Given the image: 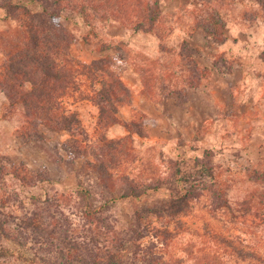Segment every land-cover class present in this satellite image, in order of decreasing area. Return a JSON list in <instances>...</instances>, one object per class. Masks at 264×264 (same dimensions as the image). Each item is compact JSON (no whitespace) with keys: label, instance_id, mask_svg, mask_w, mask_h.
I'll list each match as a JSON object with an SVG mask.
<instances>
[{"label":"rangeland","instance_id":"rangeland-1","mask_svg":"<svg viewBox=\"0 0 264 264\" xmlns=\"http://www.w3.org/2000/svg\"><path fill=\"white\" fill-rule=\"evenodd\" d=\"M206 7H215L223 16V41L206 37L197 27L195 22ZM163 11L162 39L155 32L133 31L118 22L100 20L96 13L92 25L81 16L63 19L76 36L71 52L81 60L90 62L99 56L103 43L112 45L109 51L117 58L113 68L130 90L119 116L137 124L142 120V135L121 123L98 128L97 106L79 101L75 109L86 135H78V148L83 150L84 144L87 148L84 153L75 149L72 155L65 131L39 126L38 137L28 138L22 112H10L0 93V224L6 226L7 234L26 217L41 215L45 221L66 223L67 216L76 236L87 239L90 230H98V243L110 248L112 240L129 229L134 213L146 214L145 220L160 224L155 214L142 209L169 200L175 185L164 183L165 187L143 196L142 201L109 202L99 214L105 223H89L81 214L85 205L98 207L117 194L120 174L153 182L168 176L176 164L189 180L212 177L221 182L202 193L224 188L237 214L245 197L259 195L260 184L252 172L264 168V6L258 0H163ZM14 24L3 18L0 8V30ZM86 36L91 43H86ZM195 76L199 81L191 84ZM101 135L118 140L121 150L122 163L112 170V181L97 168L102 149L108 148ZM83 188L91 195L77 193ZM212 207L207 197L191 200L179 231L175 217L166 218L172 232L163 245L169 263L181 259L179 264H258L241 260L230 246L205 235L202 221L214 229L223 224L240 244L262 252L264 222L250 223L251 217L245 223L235 222L224 210H218L215 217L208 211ZM253 218L259 221L256 215ZM150 237L151 233L146 239ZM0 243L12 241L0 237ZM5 260L0 258V264H19Z\"/></svg>","mask_w":264,"mask_h":264},{"label":"trees","instance_id":"trees-1","mask_svg":"<svg viewBox=\"0 0 264 264\" xmlns=\"http://www.w3.org/2000/svg\"><path fill=\"white\" fill-rule=\"evenodd\" d=\"M258 1L264 6V0ZM0 8L4 19L15 21L13 26L0 30V53L3 55L0 62V93L4 95L10 112L15 109L22 112L28 138L38 137L39 126L57 132L65 131L69 134L66 143L68 151L72 155H75V149L84 153V148H87L85 144L83 150L78 148L81 147L78 135H86L75 109L79 101L97 106L98 128L121 123L128 130L143 134L142 120L137 124L136 120L126 122L119 116L120 106L130 99V90L121 74L113 68L117 58L109 51L112 45L103 43L98 48V57L90 62L81 60L71 52L76 36L64 25L63 19L71 21L81 16L87 25H92L96 20L94 16L98 15L100 20L115 21L133 31L155 32L162 39L165 35L161 27L163 0H0ZM195 23L206 37L219 41L226 38L225 20L215 7H206ZM84 40L91 43L87 36ZM198 81L199 78L195 76L190 83ZM101 138L108 148L102 149L100 156L103 157L98 158L97 168L110 175L109 180L112 181L115 176L112 170L122 163L120 146L116 143L118 140L107 139L105 135H101ZM97 154L99 152L95 150L94 155ZM89 163L96 166L94 162ZM252 175L254 181L260 184L259 195L245 197L241 212L237 214L224 188L211 190L209 194L202 193L212 184H222L216 178L212 180L211 177L208 181L201 178L189 180L177 164L168 176L159 177L153 182H143L129 173H123L119 175L121 185L117 194L98 207L86 204L81 214L91 224L93 221L105 223L104 219L99 220V214L109 202L121 198L142 201L143 196L170 183L175 185L176 192L168 194L169 200L152 209H142L155 214L160 224L145 220L146 214L134 213L129 229L112 240L115 243L110 248H103L98 243V230H90L89 237L85 236L87 239H84L75 235L76 230L67 216L64 217L66 223H60L33 215L16 224L15 231L9 234L6 226L0 224V237L12 241L11 244L0 243V258L19 264H170L163 248L172 234L166 218L174 216L178 231L181 230L184 225L182 217L193 199L207 197L213 206L208 211L215 217L218 210H224L232 215L231 219L235 222L245 223L249 217L252 218L250 223L264 222V168H255ZM202 185L205 186L198 189ZM77 193L84 197L91 195L85 188ZM254 215L259 217V221L253 218ZM202 229L205 235L230 246L241 260L264 264V252L240 244L227 233L228 228H224L223 224L221 228L214 229L203 220ZM222 229L227 235L222 234ZM150 233L148 241L146 236ZM159 242L162 244L158 245ZM181 262L178 259L175 264Z\"/></svg>","mask_w":264,"mask_h":264}]
</instances>
